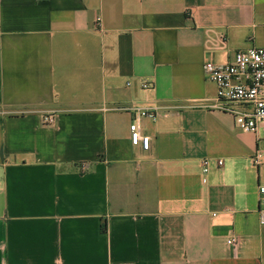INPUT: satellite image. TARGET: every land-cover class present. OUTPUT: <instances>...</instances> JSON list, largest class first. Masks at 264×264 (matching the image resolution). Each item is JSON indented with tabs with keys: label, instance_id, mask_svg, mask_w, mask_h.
<instances>
[{
	"label": "crops",
	"instance_id": "0c3cea01",
	"mask_svg": "<svg viewBox=\"0 0 264 264\" xmlns=\"http://www.w3.org/2000/svg\"><path fill=\"white\" fill-rule=\"evenodd\" d=\"M251 48L264 0H0V264H264V129L204 71Z\"/></svg>",
	"mask_w": 264,
	"mask_h": 264
},
{
	"label": "built area",
	"instance_id": "2783aa9c",
	"mask_svg": "<svg viewBox=\"0 0 264 264\" xmlns=\"http://www.w3.org/2000/svg\"><path fill=\"white\" fill-rule=\"evenodd\" d=\"M207 79L216 86L219 109L233 115L236 126L245 133H256L258 126L264 129V48L241 50L234 54L232 61L226 65H205ZM232 105L243 107L238 111ZM141 118L155 119V115L147 111H138ZM53 117L42 119L45 126L52 125ZM132 146L148 149L149 138L143 137L139 125L134 122L129 127ZM263 154L257 152L252 158L254 166L262 163ZM203 172L208 171V162L203 161ZM219 167L223 166L218 161ZM84 172L86 166H82ZM260 202V224L264 227V185L258 187ZM227 244L236 248L237 239L230 238Z\"/></svg>",
	"mask_w": 264,
	"mask_h": 264
}]
</instances>
